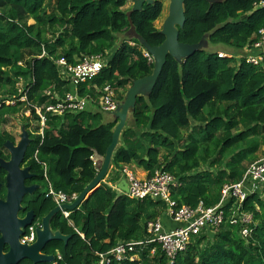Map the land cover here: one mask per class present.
<instances>
[{
    "label": "trees",
    "instance_id": "1",
    "mask_svg": "<svg viewBox=\"0 0 264 264\" xmlns=\"http://www.w3.org/2000/svg\"><path fill=\"white\" fill-rule=\"evenodd\" d=\"M126 1L0 0V125L22 107L36 121V107L71 89L55 64L58 58L75 64L84 55L100 54L105 60L97 75L78 85L82 97L109 85L119 101L133 80L150 74L153 62L143 55L137 39L123 38L114 46L129 21L150 46L159 45L164 37L154 21L162 3H144L128 18ZM183 7L185 22L178 29L182 43L206 39L211 47L239 53L264 29V0H221L212 5L185 0ZM217 50H198L182 63L167 55L150 94L136 97L134 127L121 132L108 182H117L121 168L136 163L147 177L160 170L178 178V186L171 189L177 206L210 207L218 203L222 185L240 180L257 160L264 146V68L244 58L218 57ZM109 120L91 110L63 118L47 114L43 138L34 135L28 153L45 188L49 183L56 191L79 194L93 180L97 171L89 157L96 153L103 158L116 124ZM8 138L9 133L0 129V150ZM204 165L215 171L204 170ZM54 206L44 198L37 218ZM164 210L160 201L118 195L101 182L68 218L58 213L51 219L52 231L71 238L66 244L49 242L47 250L60 254L56 264H95L96 252L145 237L147 222ZM242 210L252 215L246 238L226 219L211 238L203 233L193 236L172 263L159 246L151 254L149 244L136 250V259L119 264H264V188L247 196Z\"/></svg>",
    "mask_w": 264,
    "mask_h": 264
},
{
    "label": "built area",
    "instance_id": "2",
    "mask_svg": "<svg viewBox=\"0 0 264 264\" xmlns=\"http://www.w3.org/2000/svg\"><path fill=\"white\" fill-rule=\"evenodd\" d=\"M216 53L221 58H236L235 56H238L244 58L245 63L258 64L264 68V29H259L255 40L245 45L239 53L222 51ZM143 54L149 62H152V57L145 50H143ZM55 64L62 78L68 80L71 89L62 96L55 95L54 102L36 107L38 119L36 120L35 134L39 135L41 139L47 114L63 118L65 114L91 110L107 115L116 109L118 103L115 88L109 85H105L101 89L95 88L94 96L82 97L77 93L78 85L97 75L104 66L105 60L100 54L84 55L78 58L75 64H69L64 58H58ZM96 157L90 159L98 171L96 163L101 158ZM120 175L117 182L108 184L118 195L123 194L137 201L146 198L160 201L164 203L165 210L155 220L147 222L145 237L138 240L119 241L107 251L96 252L95 264H112L113 262L119 264L125 260L133 261L137 258L136 250L149 244H153L150 250L151 254L156 246H159L168 263H172L176 256L186 249L193 236L203 233L211 238L226 219L230 224L239 226L240 237L246 238L250 235L251 229L247 227V224L251 222L252 215L250 212L242 210V202L250 194L264 188V157L249 164L237 182L223 184L218 203L210 207L201 204L196 207L177 206L171 198V189L178 186L179 180L168 172L155 170L150 177L138 178L123 166ZM44 178L46 179L45 174ZM120 180L126 182V191L117 187ZM47 186V196L51 197L55 206L71 204L77 198L78 194L76 193L66 194L56 191L49 183ZM225 206L231 210L229 216L225 214ZM60 214L64 218H68L70 212L60 209ZM36 227H40L39 220L27 226L24 241L31 242L35 238L34 229ZM78 234L83 238L82 233L78 232ZM60 259V254L56 252L53 264H56V260Z\"/></svg>",
    "mask_w": 264,
    "mask_h": 264
},
{
    "label": "water",
    "instance_id": "3",
    "mask_svg": "<svg viewBox=\"0 0 264 264\" xmlns=\"http://www.w3.org/2000/svg\"><path fill=\"white\" fill-rule=\"evenodd\" d=\"M132 3V8L130 11L126 12L127 17L129 18L131 12L139 11L142 9V5L152 4L154 0H130ZM185 0H169L167 16L165 17L163 24L160 29V33L163 35V41L156 46H150L145 39H143L139 34L136 33L135 28L131 21H129V28L125 32L128 39H137L140 46L152 57L153 69L152 72L144 77L135 79L132 81L131 85L127 89L124 97L118 101L116 109L109 113L110 121L116 122L114 129L111 135V141L105 150L103 158L97 161L96 166L98 167L97 174L93 180L77 195V198L71 204H61L60 206H54L50 209L41 219V227L36 230L35 241L28 246V254L26 257L35 262V250L43 249L46 244L52 241H62L64 244L71 238V235H65L59 231H51L49 224L51 219L58 213L60 209L65 211H74L79 208L82 202L91 194L103 181V178L107 174L112 153L119 143V138L122 130L126 125L128 118L132 116L135 107V101L137 96L147 97L151 90L153 89L162 67L166 61L167 55L171 56L178 63H182L196 51L201 49H206V39H202L196 44H187L182 43L178 40V29L182 28L185 22L184 15V4ZM210 5L213 3H219L221 0H206ZM124 34V35H125ZM218 51L225 53H235L236 51H224L221 48H218ZM108 115V114H107ZM105 115V117L107 116ZM30 140L28 138V132L24 126H22V131L20 135V141L16 146H13L10 141L4 142V147H6L10 153L11 157L9 161H4L0 158V167L8 172L7 174V187L8 194L15 193V199L13 200L14 208H16L17 201H19L21 195L24 193L25 189L22 187V183L19 182L18 185L13 186L12 178L15 176L12 172H17V165L21 160L22 154L27 148ZM26 172V169L21 171V173ZM25 175V174H24ZM117 187L126 191V182L120 180L117 183ZM11 199H8L7 202H10ZM7 202H0V214L4 213L6 209L5 206ZM3 207V208H2ZM2 208V209H1ZM31 221L29 220V215L25 216L23 226L30 225ZM1 237H5V232L2 230ZM10 256L13 253L10 252ZM25 256V255H24ZM38 260L40 262H50L52 258L45 254L38 255ZM12 262L4 261L0 264H10Z\"/></svg>",
    "mask_w": 264,
    "mask_h": 264
},
{
    "label": "flooded vegetation",
    "instance_id": "4",
    "mask_svg": "<svg viewBox=\"0 0 264 264\" xmlns=\"http://www.w3.org/2000/svg\"><path fill=\"white\" fill-rule=\"evenodd\" d=\"M29 127L30 124H28V127L25 129L28 132V138L30 142L27 148L25 149L24 153L22 154L20 162L17 165L18 166L16 170L17 172L14 173L12 172V174L15 175L12 178L13 186L18 185L19 182H21L22 187L25 189L19 201H17L18 204H16V208H14V203H13V200L16 198L15 197L16 194L15 193L8 194L7 177H6L8 172L0 167V202H7L8 199H11L10 202H7L4 208L6 209L5 212L0 214V263L7 261V262H12L10 264H41L40 262L41 260H38L39 258L37 254L38 255L45 254L52 258L49 264H53V262L55 261V254L47 250V246H48L47 244H46L47 246H45L43 249L35 250L36 260L34 263L33 261H31L26 257L29 250L28 246H30L35 241V238L31 242L24 241V235L27 229V226L25 227L23 226L25 216L29 215V220L31 221L30 224H33L37 220H39L41 227V219L50 209L47 210L45 214L40 216V218H37V216L39 215V213H41V211H43L44 198L51 199V197L47 196V192H48L47 184L45 188V184L40 173L36 171V169L33 167L32 164L29 163L30 161V158H28L29 149L32 141L34 140V135H36L34 131L31 130ZM21 131L22 128L20 132H18L17 134L8 132L10 138L5 139L2 142V147L0 150L1 152L0 158L3 159L4 161H9L11 157L10 151L3 145L4 142L10 141L13 146H16L20 141ZM36 153L37 151L33 153L34 159H36ZM25 169L26 172L21 173V171ZM40 227H36L34 229L35 236H36V230ZM2 230H4L5 232L4 238L1 237ZM10 252L13 253L12 256L9 255Z\"/></svg>",
    "mask_w": 264,
    "mask_h": 264
},
{
    "label": "rangeland",
    "instance_id": "5",
    "mask_svg": "<svg viewBox=\"0 0 264 264\" xmlns=\"http://www.w3.org/2000/svg\"><path fill=\"white\" fill-rule=\"evenodd\" d=\"M161 3H162V8H161V11H160V14L158 15L157 19L154 21V26L155 28L157 29H161V26L163 24V21L165 19V17L167 16V10H168V3H169V0H161ZM51 5H53V1L50 2ZM50 8H52V6L49 7L48 11L50 10ZM123 8L125 9H129L128 11H130V9L132 8V3L130 0H127L125 5L123 6ZM29 23H32V19H29L28 20ZM123 38H127L126 37V34L124 35H117V40L115 42V48L119 45L121 39ZM205 48L207 50H215V49H218V47H211L209 46L207 43H206V46ZM114 50V48H112ZM109 52V51H108ZM111 52V51H110ZM143 53V51H142ZM144 55V54H143ZM236 58H233L235 60H238V56H235ZM149 62V61H148ZM232 64V62H231ZM17 86H20V83L16 84ZM125 95V93H124ZM123 95V96H124ZM105 116V115H104ZM110 117V114H108L105 118H109ZM110 121V120H109ZM29 123L30 124V129L34 131V133L36 132L35 131V128L37 127V121H35L33 119V117L31 116L30 112L28 110H26L25 108L22 107V110L13 114V115H10V116H6L5 117V121L4 123H2L0 125V129H3L7 132H10V133H15L17 134L18 132H20L23 124L25 123ZM125 127H134L133 123H132V119L131 117L128 118V120L126 121V125ZM124 127V128H125ZM161 153H163V151H161ZM257 154V159H261L264 157V146H262L260 148V150L256 153ZM97 156V157H96ZM101 158L100 156H98L96 153H92L91 156L89 158ZM91 160V159H90ZM92 161V160H91ZM111 167L112 165H110L109 167V170L107 172V174L105 175V177L103 178V181L104 183H108V184H113V183H110L108 182V178L107 176L109 175V172H111ZM128 170H130L131 172H133V174L140 178V177H144L146 176V171L143 170L142 167H139L136 163H131V164H128L125 166ZM202 168L204 170H211V171H215V168H209L208 166L204 165L202 166ZM262 190H257L255 193L256 194H260ZM56 254V253H55ZM41 264H49V262H41Z\"/></svg>",
    "mask_w": 264,
    "mask_h": 264
},
{
    "label": "clouds",
    "instance_id": "6",
    "mask_svg": "<svg viewBox=\"0 0 264 264\" xmlns=\"http://www.w3.org/2000/svg\"><path fill=\"white\" fill-rule=\"evenodd\" d=\"M144 50V49H143Z\"/></svg>",
    "mask_w": 264,
    "mask_h": 264
},
{
    "label": "crops",
    "instance_id": "7",
    "mask_svg": "<svg viewBox=\"0 0 264 264\" xmlns=\"http://www.w3.org/2000/svg\"><path fill=\"white\" fill-rule=\"evenodd\" d=\"M108 184V183H107Z\"/></svg>",
    "mask_w": 264,
    "mask_h": 264
}]
</instances>
